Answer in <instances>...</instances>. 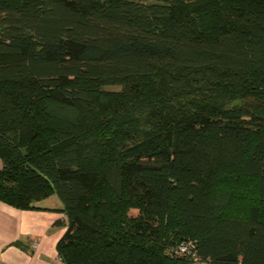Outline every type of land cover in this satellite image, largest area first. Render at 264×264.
Wrapping results in <instances>:
<instances>
[{
    "label": "trees",
    "instance_id": "16d2710c",
    "mask_svg": "<svg viewBox=\"0 0 264 264\" xmlns=\"http://www.w3.org/2000/svg\"><path fill=\"white\" fill-rule=\"evenodd\" d=\"M0 160L61 264H264V0H0Z\"/></svg>",
    "mask_w": 264,
    "mask_h": 264
},
{
    "label": "crops",
    "instance_id": "0c3cea01",
    "mask_svg": "<svg viewBox=\"0 0 264 264\" xmlns=\"http://www.w3.org/2000/svg\"><path fill=\"white\" fill-rule=\"evenodd\" d=\"M37 205L42 208L19 209L0 201V264H61L56 243L65 230V215L54 209L61 202L53 194Z\"/></svg>",
    "mask_w": 264,
    "mask_h": 264
},
{
    "label": "built area",
    "instance_id": "2783aa9c",
    "mask_svg": "<svg viewBox=\"0 0 264 264\" xmlns=\"http://www.w3.org/2000/svg\"><path fill=\"white\" fill-rule=\"evenodd\" d=\"M178 252H185V253H189L188 251V246L186 244H181L178 249H177ZM193 260H196L195 257H193Z\"/></svg>",
    "mask_w": 264,
    "mask_h": 264
},
{
    "label": "rangeland",
    "instance_id": "374dc122",
    "mask_svg": "<svg viewBox=\"0 0 264 264\" xmlns=\"http://www.w3.org/2000/svg\"><path fill=\"white\" fill-rule=\"evenodd\" d=\"M148 1H150V0H148ZM104 88L105 89H109V90H116V89L119 88V86H117V85H108V86H106Z\"/></svg>",
    "mask_w": 264,
    "mask_h": 264
}]
</instances>
